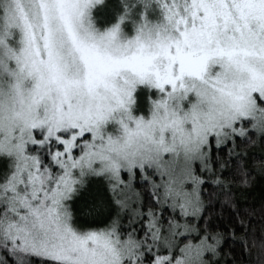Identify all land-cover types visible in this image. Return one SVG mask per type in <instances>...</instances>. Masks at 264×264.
Masks as SVG:
<instances>
[{"label": "snow or ice", "instance_id": "1", "mask_svg": "<svg viewBox=\"0 0 264 264\" xmlns=\"http://www.w3.org/2000/svg\"><path fill=\"white\" fill-rule=\"evenodd\" d=\"M257 177L264 0H0V264H264Z\"/></svg>", "mask_w": 264, "mask_h": 264}, {"label": "trees", "instance_id": "2", "mask_svg": "<svg viewBox=\"0 0 264 264\" xmlns=\"http://www.w3.org/2000/svg\"><path fill=\"white\" fill-rule=\"evenodd\" d=\"M250 192L258 200L262 192H264V179L257 177V182L255 186L250 189ZM249 199L251 200L252 197H249ZM214 216L216 217V223L227 224L229 218V209L227 207L221 209V203L217 201L215 203Z\"/></svg>", "mask_w": 264, "mask_h": 264}]
</instances>
